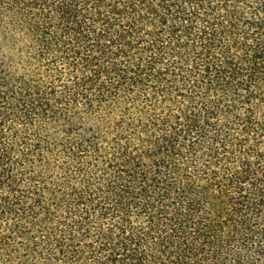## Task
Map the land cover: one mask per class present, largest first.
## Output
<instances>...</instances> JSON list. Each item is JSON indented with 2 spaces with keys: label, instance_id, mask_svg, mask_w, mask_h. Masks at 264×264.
Segmentation results:
<instances>
[{
  "label": "trees",
  "instance_id": "trees-1",
  "mask_svg": "<svg viewBox=\"0 0 264 264\" xmlns=\"http://www.w3.org/2000/svg\"><path fill=\"white\" fill-rule=\"evenodd\" d=\"M0 264H264V0H0Z\"/></svg>",
  "mask_w": 264,
  "mask_h": 264
}]
</instances>
